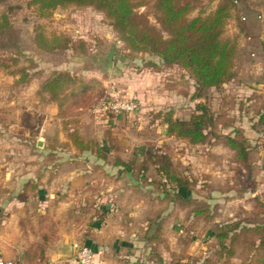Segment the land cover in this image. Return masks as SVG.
I'll return each mask as SVG.
<instances>
[{
	"label": "crops",
	"instance_id": "crops-1",
	"mask_svg": "<svg viewBox=\"0 0 264 264\" xmlns=\"http://www.w3.org/2000/svg\"><path fill=\"white\" fill-rule=\"evenodd\" d=\"M217 1H212L214 7ZM234 9L227 20L232 22V15L237 12L238 21L244 24V30L241 26L232 28L237 34L238 50L233 60L234 75L220 86L208 88L206 93L221 96L230 93L239 102L236 110L229 111L235 113L230 121L216 122L215 129L229 135L238 130L250 143L259 145L260 152L264 146V137L260 136L264 121L260 118V113H264V0L240 1ZM22 25L19 33L24 30ZM27 44L28 47L25 43L18 47L21 54L31 53L26 50L30 45L41 51L30 34ZM19 56L12 54L14 58ZM23 57V64L8 61L9 68H0V75L5 72L10 82L9 85L0 82V146L6 148L0 154L1 259L18 264H79L74 259L76 243L91 250V264H167L168 260L174 264H204V257H211L214 251L217 226L236 215H250L255 199H264V193L260 196L264 186H247L239 180V169H243L231 161L233 151L221 136L188 144L207 145L205 159L199 155L204 163L200 171L204 169L207 176L200 180L206 183H195L191 190L179 188L177 191L184 199L172 191L166 194L156 190L150 183L142 184L139 177L142 170L121 171V167L109 161L108 151L101 148L106 155L101 159L93 152L78 151L63 136L45 137L48 141L38 154L14 151L12 145H31V132L45 133L48 118L60 119L56 104L40 90L47 76H42L40 70L33 76L30 70L35 60L32 63L31 54ZM41 68L39 65L37 69ZM19 69L27 72L21 82H18ZM163 72H153L157 83L164 80ZM178 84L173 81L172 87L177 89ZM176 89L171 93L173 97L178 96ZM135 97L141 101L139 94ZM9 113L15 114V118L7 119ZM31 119L38 122L34 127L28 122ZM78 133L82 136L79 130ZM105 139H97L98 145L105 143ZM38 144L37 138L34 145ZM64 144L65 148L70 147L71 155L64 153ZM48 145L55 146L56 152L52 150L55 155H49ZM208 155L214 156L209 159ZM115 157L127 161L121 152ZM49 160L55 163L54 167ZM214 177L219 184H209ZM176 206L184 209V215L175 222L180 227L177 232L169 233L163 226L173 227L170 219ZM195 206L207 209L211 215L208 221L193 214ZM157 226L161 229L155 234ZM229 264H238V260L231 258Z\"/></svg>",
	"mask_w": 264,
	"mask_h": 264
},
{
	"label": "rangeland",
	"instance_id": "rangeland-1",
	"mask_svg": "<svg viewBox=\"0 0 264 264\" xmlns=\"http://www.w3.org/2000/svg\"><path fill=\"white\" fill-rule=\"evenodd\" d=\"M212 1L189 0L193 8L188 12L187 17L190 18L197 14L205 15L211 12L214 8ZM240 1L244 0H237V4ZM29 2L30 0H0V13H5L10 22L8 28L0 30V56L14 58L12 54L20 55L19 58L16 57L15 59L19 61V64H23V56L31 54L32 63L35 60V66L30 70L33 76H37L39 70L42 71V76L47 77L59 71H67L73 74L75 80L72 85L67 87L68 89L64 92L65 95L71 88L78 90L82 83L88 84V87L83 93L73 98H67L61 108L62 117L59 120L47 119L45 133H30L29 143L31 145L27 146L28 148L17 145H12L11 148L16 152L25 151L38 154L40 147L45 146L44 142L48 141L47 139L44 140L45 137H65L67 130L75 128L77 132L79 130L82 134L80 136L84 140H92L97 145V139L106 137V142L101 144L100 148L106 153L108 151L109 161L112 162L116 158L115 155L121 152L124 158L132 163L133 170H144L146 176L140 177L141 183H150L156 190L162 189L160 176L156 173V166L162 163L164 159L169 160L174 174H190L195 179V185L206 183L200 181L206 179L207 173L204 169L200 171V167H203L204 163L200 160L199 155L205 159L204 152L207 145L190 147L182 139L166 136V124L162 118L166 112H170L172 118L187 120L191 114L198 113V107L201 106L207 110L212 121V128L210 127V134H206V139L224 136L227 134L217 132L215 124L216 122H229L231 115L235 114L231 112L236 110L239 102L234 100L230 93H224L223 96L213 95L206 93L208 88L197 92L194 79L187 70L176 65L164 66L159 63L154 55L128 51L117 33L111 29L109 20L104 17L102 12L91 6L67 5L57 7L52 11V15L39 17L36 7ZM152 4L153 0H144L140 5L134 7V11L138 14H144L149 24L158 29ZM232 17V22L225 21L221 38L233 40L237 46V34L232 28L235 27L236 30L237 27L241 26L243 29L244 24L242 23V25L238 21L237 12ZM21 25L24 30L19 33L18 30L21 29L19 28ZM29 34L32 36V41L37 37L36 34H41L42 38L47 40L53 35L64 36L70 40L73 49L58 48L41 52L30 45V49L27 48L26 50L32 52L21 54L18 47L23 46L24 43L25 46H29L27 44ZM162 34L165 36L164 32ZM79 40L84 42L81 43ZM246 42H250L249 38H246ZM109 48H113L112 67L115 70L108 69L103 62L105 53ZM237 52L236 47V55ZM249 58L251 60L252 57ZM39 65H41V69H37ZM168 68L169 70H167ZM159 71H164V80L157 83L158 78L153 75V72ZM8 80V76L3 72L0 75V82L9 85ZM173 81L179 83L177 89L172 87ZM175 89L179 92L177 97L171 95ZM138 94L141 101L135 97ZM111 95L134 97L138 102V110L132 113L104 112L99 106ZM243 103L241 102L240 105ZM79 107L81 110H78ZM140 108H142L141 111H139ZM230 110L232 111L229 112ZM48 112L50 114V107ZM213 112H217V114L213 115ZM6 118L11 120L15 118V114L9 113ZM260 118L261 121L264 120V113H260ZM28 122L33 127L35 123H38L33 119ZM261 124L263 125L260 136L264 137V121ZM235 133L236 137L246 140L247 161L250 168V171L247 168L243 169L244 171L239 170L238 177L241 175L239 180L247 186L253 184H256L257 187L264 186V146L258 152L259 145L250 143L246 137L238 133V130ZM37 138L39 144L36 146L34 141ZM109 145H112V149L107 147ZM63 148L65 149L64 153L72 154L70 147L65 148L64 146ZM5 149V146L1 145L0 154ZM51 150L56 152L55 146L48 145L49 155H55ZM191 153H195L197 156H192ZM213 156H209V159ZM51 161L49 160V164ZM54 164V162L50 164L51 167H54ZM211 181H213L209 183L211 185L219 184L215 177ZM232 182L235 181L232 180ZM263 193L264 187L260 196ZM144 197L148 198V195L145 193ZM160 205L164 206V204ZM246 206L249 207V204L246 203ZM175 209L174 216L170 219L173 221V227L176 226L175 222L180 221L184 215V209L177 208V206ZM166 227L169 233H174V231L176 233L180 228L179 226L170 228L167 225L163 226V229ZM262 238V244L258 245L257 241L253 243L257 254L260 255L264 251V229ZM249 264H264V262L253 263L251 261Z\"/></svg>",
	"mask_w": 264,
	"mask_h": 264
},
{
	"label": "trees",
	"instance_id": "trees-1",
	"mask_svg": "<svg viewBox=\"0 0 264 264\" xmlns=\"http://www.w3.org/2000/svg\"><path fill=\"white\" fill-rule=\"evenodd\" d=\"M142 2L144 0H30L29 4L36 7L39 17H48L57 7L67 5L93 7L109 20L111 29L117 33L128 51L154 55L164 66L176 65L187 70L194 79L197 92L210 87H218L233 77L236 45L233 40L221 38L225 21L234 6L233 0H218L211 12L205 15L197 14L190 18L187 14L193 7L189 0H153L152 7L158 29L149 24L144 14L134 11V7ZM9 26L7 15L0 13V30ZM36 36L35 45L41 51L58 48L73 49L70 40L64 36L53 35L49 40L42 38L41 34H36ZM15 60V58L0 56V68H9L8 61L13 63ZM17 72L20 73L18 82L23 81L27 72L21 69ZM8 73L13 74V71ZM74 80L73 74L59 71L47 77L40 87L42 92L47 93L48 100L56 104L58 117H62L61 108L67 98L83 93L88 87V84L82 83L80 90L71 88L65 95L64 92ZM198 108L199 112L191 114L187 120L172 118L171 113L166 112L162 118L166 124V136L182 139L189 145L203 143L206 134H210L212 121L205 108L201 106ZM65 137L78 151H90L101 159L106 158L100 146L92 140H84L77 129L67 130ZM221 137L225 138L224 143L233 151L231 161L240 165L242 169L247 168L250 171L246 140L229 134ZM107 147L111 149L112 145ZM113 164L121 167V171L133 170L132 163L129 161L115 158ZM140 170L142 173L139 177L145 176L144 170ZM156 173L161 179V191L166 194L172 191L180 199L184 197L177 190L181 188L188 191L191 190V185L195 184V179L188 174H174L168 159H164L156 166ZM192 212L194 215H202L203 221H208L211 217L207 209L202 206L193 207ZM99 219L97 221H100ZM159 229L160 226H157L154 233H159ZM263 229L264 199L256 198L250 215L240 217L236 215L235 219H230L217 226L214 231L215 248L212 256L204 257L202 262L204 264H229L231 258H236L238 264H249L251 261L253 263L264 262V251L261 255L257 254L253 245L255 241L258 245L262 244ZM168 261L167 264H174ZM15 263L18 264L17 261Z\"/></svg>",
	"mask_w": 264,
	"mask_h": 264
},
{
	"label": "built area",
	"instance_id": "built-area-1",
	"mask_svg": "<svg viewBox=\"0 0 264 264\" xmlns=\"http://www.w3.org/2000/svg\"><path fill=\"white\" fill-rule=\"evenodd\" d=\"M233 4H237V0H233ZM244 20V18H241ZM100 109L104 112L110 113H132L138 110V102L134 97L124 95H111L110 98L104 100L100 104ZM75 251L74 259L79 264H91L93 254L91 250L82 244H73ZM0 264H16L12 260H5L0 258Z\"/></svg>",
	"mask_w": 264,
	"mask_h": 264
},
{
	"label": "water",
	"instance_id": "water-1",
	"mask_svg": "<svg viewBox=\"0 0 264 264\" xmlns=\"http://www.w3.org/2000/svg\"><path fill=\"white\" fill-rule=\"evenodd\" d=\"M112 57H113V48H109L108 51L105 53V58H104L103 62L108 69L115 70V68L112 67ZM66 250L68 252V254H66V256L69 257L70 251H71V244L70 243L67 244Z\"/></svg>",
	"mask_w": 264,
	"mask_h": 264
}]
</instances>
